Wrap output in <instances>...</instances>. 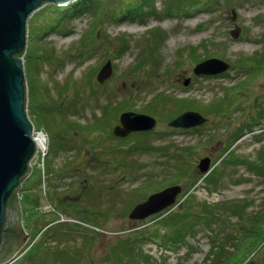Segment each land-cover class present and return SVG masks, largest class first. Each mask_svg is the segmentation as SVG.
Here are the masks:
<instances>
[{
    "label": "rangeland",
    "instance_id": "374dc122",
    "mask_svg": "<svg viewBox=\"0 0 264 264\" xmlns=\"http://www.w3.org/2000/svg\"><path fill=\"white\" fill-rule=\"evenodd\" d=\"M182 1L181 8L180 0L49 3L28 18L26 113L44 133L33 130L31 174L17 192L30 242L17 259L32 246L43 249L38 264H116L107 259L114 242L131 234L139 239L137 233L158 238L159 215L186 208L184 193L201 175L200 160L209 158L221 175L218 185L208 191L199 181L190 191L194 204L210 206L209 224L197 222L194 238L172 250L165 239L162 245L137 241L150 255L146 264H227L236 246L254 240L243 264H264V0ZM208 59L228 69L196 75ZM106 61L112 73L99 84ZM158 100V108L149 107ZM126 111L155 118L153 131L115 137ZM187 111L205 122L187 129L167 125ZM37 132L47 139L42 160ZM227 149L231 161L221 163ZM176 185L181 192L172 206L128 218L136 204ZM191 210L205 212L196 205ZM53 225L62 226L30 241ZM214 246L226 252L212 259ZM27 257L21 264H37L34 252Z\"/></svg>",
    "mask_w": 264,
    "mask_h": 264
},
{
    "label": "water",
    "instance_id": "95a60500",
    "mask_svg": "<svg viewBox=\"0 0 264 264\" xmlns=\"http://www.w3.org/2000/svg\"><path fill=\"white\" fill-rule=\"evenodd\" d=\"M75 0H0V260L3 259L7 238L17 236L18 246L13 253L1 261L5 264L26 244L28 233L21 227L20 205L17 192L22 182L30 175V162L35 157L36 144L33 139V125L26 113L27 89L25 85L22 55L26 46V26L28 18L44 4L68 5ZM239 29L231 32L237 37ZM228 69V65L218 59H208L196 66V75H217ZM112 73L111 62L106 61L96 75L102 84ZM119 123L112 134L117 138H127L133 133L151 132L156 119L145 114L130 111L119 115ZM205 118L197 112L187 111L168 122L173 129L197 127ZM198 169L206 174L210 160L198 163ZM181 187L170 186L153 193L136 204L128 214L132 220H141L172 206ZM16 195V196H15Z\"/></svg>",
    "mask_w": 264,
    "mask_h": 264
},
{
    "label": "trees",
    "instance_id": "16d2710c",
    "mask_svg": "<svg viewBox=\"0 0 264 264\" xmlns=\"http://www.w3.org/2000/svg\"><path fill=\"white\" fill-rule=\"evenodd\" d=\"M88 1L87 0H77L71 6L77 5V7H79L82 5H85V6L87 5L88 7ZM196 2L197 0H195L193 4H195ZM177 3H178L177 7L181 8V6L183 5V1L180 0V2H177ZM45 5L46 4H44L43 6ZM126 15H130V12H127ZM23 54L19 55L18 57H22ZM257 61L258 60H255V62ZM251 67L253 69H258V68H254L253 65ZM239 85L246 87L245 82ZM236 100L238 99H234V101ZM178 101L185 102V103L194 102L192 100H187V99H181V100L179 99ZM155 102H156L155 104L154 103L150 104L149 107L158 108L159 107L158 103H161V102L159 100ZM26 108H27V105H26ZM219 108L220 107H217V109ZM224 153L226 155L223 158L221 157L222 158L221 163L230 162L231 160L229 158L230 156H232L233 153L229 152V149L225 150L223 154ZM218 159H220V157ZM220 176H218L215 167L205 177L202 175L198 176L194 184L191 185L190 188L187 189L184 193V197H183L184 199H183L182 204L186 205V208L182 206L184 210H172V211H168L167 213L159 215V218H161L160 219L161 233H156L158 238L153 237L155 236V232H154L152 233V235L149 234V235H146L145 237L143 236V234L137 233L138 234L137 237L139 239L133 238L132 234L130 235V237H127V238L117 239L114 242L115 244L112 247L113 250L115 249L116 250L112 251L110 253L111 257L107 256V259H110L112 262H115L116 264H126V263L127 264H130V263L131 264H146L148 261H151L150 255L142 251L141 247L140 246L138 247L136 243L137 241H143L141 239H146V238L158 241L161 245L162 243H164L162 240L165 239L166 240L165 243H167L166 247H169L168 250H172L173 247L179 245L180 243L187 244L188 243L187 241L190 238H194V235L192 234V232L194 231V228L198 225V223L205 222V224H209L207 220H209L210 216L212 215L211 208L209 205L205 203H201V202H196V204L193 203L195 195L191 194L190 191L192 190L194 185L199 181L200 183H203L204 188H206L208 191H211L209 188L214 185L215 186L218 185ZM195 205L205 210L204 215L199 212L191 210V207ZM70 224H72L73 226L77 225V223H69V225ZM55 226L56 225H53L52 227L50 226L46 228H40L38 231L35 232V234L30 235V237L32 236L30 241H32L34 237L39 233H41L40 236L41 235L43 236V234L47 236L54 235L55 229L59 228V226H62V225H57V227ZM91 232H95V231H91ZM95 235H97V233H95ZM21 236H22V232H20L17 236H11L7 238V246L5 248L4 255H3L4 257L2 260H0V262L5 260L8 257V255H10L11 253L15 251V249L18 246L17 241L21 238ZM256 236L257 235H255V239H256ZM253 237L254 235L250 236L248 239L251 241ZM27 244L30 245V242H28ZM243 244H245V242L241 244V247L236 246L235 251L231 254V258L234 260L229 261V263L227 264H243L246 258L249 257L250 252L253 251L251 250L252 249L251 245L255 244V240H254V243L246 242V244L242 246ZM32 249L33 248L31 246L30 249L25 253L26 255L24 254L18 259H17L18 255L14 256L15 259H13V261L9 264H21L26 258L30 259L29 257H27V254L31 251L34 252V258H35L34 261H36L38 264V261L40 260L39 259L40 252L43 251V249L41 247H37L35 251L34 249L33 250ZM46 250H48V248ZM225 252L226 251L223 247H217V246H214L210 251L212 259L218 258L219 257L218 254L225 253ZM216 264H218V262Z\"/></svg>",
    "mask_w": 264,
    "mask_h": 264
},
{
    "label": "built area",
    "instance_id": "2783aa9c",
    "mask_svg": "<svg viewBox=\"0 0 264 264\" xmlns=\"http://www.w3.org/2000/svg\"><path fill=\"white\" fill-rule=\"evenodd\" d=\"M37 133H38V136H35V137L38 138V141L40 143L39 146L41 147L40 151L42 152V154H44V152H45V136L41 132H37Z\"/></svg>",
    "mask_w": 264,
    "mask_h": 264
},
{
    "label": "bare ground",
    "instance_id": "6f19581e",
    "mask_svg": "<svg viewBox=\"0 0 264 264\" xmlns=\"http://www.w3.org/2000/svg\"><path fill=\"white\" fill-rule=\"evenodd\" d=\"M36 141H38V138L36 139Z\"/></svg>",
    "mask_w": 264,
    "mask_h": 264
}]
</instances>
